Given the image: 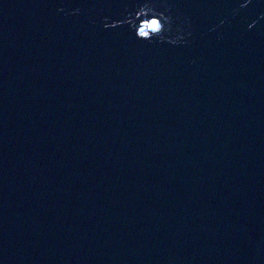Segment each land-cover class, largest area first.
Masks as SVG:
<instances>
[{
  "label": "water",
  "instance_id": "95a60500",
  "mask_svg": "<svg viewBox=\"0 0 264 264\" xmlns=\"http://www.w3.org/2000/svg\"><path fill=\"white\" fill-rule=\"evenodd\" d=\"M0 264H264V0H0Z\"/></svg>",
  "mask_w": 264,
  "mask_h": 264
}]
</instances>
